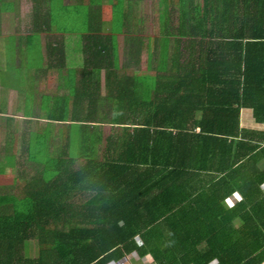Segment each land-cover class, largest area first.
Instances as JSON below:
<instances>
[{"label":"trees","instance_id":"trees-1","mask_svg":"<svg viewBox=\"0 0 264 264\" xmlns=\"http://www.w3.org/2000/svg\"><path fill=\"white\" fill-rule=\"evenodd\" d=\"M160 4L162 24L178 29L158 49L122 52L111 36L85 37L82 86L102 72L123 80L111 97L85 88L48 98L47 138L38 131L25 148L43 171H23L16 191H0V264H111L134 254L154 264L264 262V0ZM55 5L35 0V29L54 27ZM48 55L51 69H68L65 49L49 45ZM153 71L164 76L159 102L142 88H152ZM109 100L119 107L111 117L97 112ZM248 109L255 128L241 121ZM108 119L129 128L101 156ZM84 191L98 204L82 203ZM235 194L241 200L228 205Z\"/></svg>","mask_w":264,"mask_h":264},{"label":"crops","instance_id":"crops-1","mask_svg":"<svg viewBox=\"0 0 264 264\" xmlns=\"http://www.w3.org/2000/svg\"><path fill=\"white\" fill-rule=\"evenodd\" d=\"M162 1L55 0L56 6L63 7L64 11L67 9L72 17L74 15L72 10H78V8L86 10L87 28L80 32L57 27L49 29L43 26H37V29H35V0H0V150L12 147L10 153L7 154L8 156H0V175L8 169H16L21 166L27 169L32 163L38 161L31 157L32 155H30L29 151H26V146H29L31 136L38 131H44V135L47 138L49 118L46 114L49 111V102L50 108H56L55 100H49L51 97H57L56 99L59 100L61 97L66 96L72 99L87 88V91H92L95 97L100 95L102 99L111 97L112 93L117 90L113 83L123 80V74L106 75L104 72L96 73L89 76L90 85L88 83V87L82 86L83 78L79 70H82L86 65L84 52L88 41H86L87 35L101 33L111 36L114 39L113 45H115V49L122 52L132 46H139V49L143 50L149 48L158 49L157 43L162 44L166 36L173 40L171 32L178 29L176 20L170 22L174 30L162 24L160 18L164 14V5L161 4L162 11L160 16L156 17V24L153 21L157 9L156 4L158 2L162 3ZM170 5L172 6V4ZM47 13L48 10L44 9L42 16H47ZM91 24H94V28L91 27ZM150 25L154 26L150 27ZM77 41L82 46L81 50L84 56L82 63L79 66L68 64L66 56L64 60H66L65 64L68 69L63 71L51 69L52 64L56 61L49 57L48 46L66 50V47L73 43L77 44ZM26 51L30 52V55L32 51L37 52L39 55L40 63L38 68L40 70L38 72V69L34 70L32 66L30 67L32 70L27 69L29 65L28 59L25 60ZM4 55H7V59H5ZM124 62L125 60L122 59L117 61L120 67L123 66ZM61 63L62 60L60 59L59 64ZM155 73L153 71L152 75H148V78H152V88H142H148L152 96H155L156 93V101L158 100L159 102L160 97L165 95L159 87V83L164 76ZM137 80L139 81V79ZM16 81L21 84L22 87L20 89H17ZM125 81H127V76ZM154 82H156V85ZM85 99L87 98L85 97ZM113 104V100L101 103L97 112L108 114L111 117L119 112V107ZM42 112H44V115ZM58 112L60 113L61 111L58 110ZM123 112L127 113L128 108H124L120 113ZM241 121L243 124L248 125V128H255L256 124L251 110H242ZM112 123L113 121L109 119L104 121L103 141L96 143L101 145V148L98 149L101 152L104 151L110 136L113 134L121 136L123 131L129 128ZM262 129H264V125H262ZM26 141H28L27 145ZM6 162L9 164H5ZM35 165L38 166V164ZM258 165L264 168V161L259 162ZM41 167L43 168V166ZM21 174H23V170ZM36 174V176L39 175V173ZM261 188L264 191V184ZM1 190L12 194L13 191H16V187H11L10 185L6 187L0 186ZM87 193V191H84L83 194H86V196L83 197L82 203L97 205L98 198L96 194L88 193L87 195ZM240 200V195L235 194L228 201V205L234 206ZM138 242L140 241L138 240ZM35 255H38L36 251ZM111 264H154V262L150 256L140 258L134 254L123 261ZM260 264H264V262Z\"/></svg>","mask_w":264,"mask_h":264},{"label":"rangeland","instance_id":"rangeland-1","mask_svg":"<svg viewBox=\"0 0 264 264\" xmlns=\"http://www.w3.org/2000/svg\"><path fill=\"white\" fill-rule=\"evenodd\" d=\"M65 1H67V0H65ZM156 8L157 9L155 11L154 20H153L155 22V24H156V17L157 16L159 17L161 14V11H162L161 4L159 2L156 4ZM72 12L74 14L73 17L70 15V13L68 12L67 9L64 11L63 7H57L55 5L54 9H53V18H52L54 20V27H57L59 29H65V30L73 29L75 31H80V32L85 30L87 28V21H88V19L86 17V10H84L83 8L82 9L78 8V10L74 9V10H72ZM152 26H154V25H150V27H152ZM81 49H82V46L80 44H78V41H77V44L73 43V44L69 45L68 47H66V56H67V63L68 64H71L73 66H79L82 63L84 56H83V52ZM4 57H5V59H7V55H4ZM25 57H26L25 60L28 59V65L29 66H27V69H31V70H32V68L34 70L38 69L37 70V72H38L40 70V68H38V64L40 62H39V55L37 54V52L32 51L31 55H30V52L26 51ZM31 66H32V68H30ZM146 69H147L146 57L144 56L143 57L142 72H145V74L148 73V71ZM16 83H17V89H20L22 87L21 84L17 81H16ZM51 84H53V83H51ZM51 133H52V136L57 135V133L54 130H52ZM52 136H49V142L51 144L50 150H51V152H54L53 148H56L57 146L55 144L56 138H54ZM76 142L78 143V146L76 147V153H77V151L80 147V144L83 142V139H80V137L77 136ZM11 148L12 147H10V148L7 147L6 149L2 148L0 150V156L1 157L8 156L7 154L10 153ZM98 154L103 155V152H98ZM35 164L36 163H32V165L29 166L27 169L24 168L23 166L17 167L16 169H11V170L8 169L5 173L0 175V186L3 185V187H6V186L10 185L11 187H13L14 183L17 182L22 170L26 171L28 177L36 176L37 175L36 173H40V171L42 170V167L36 166ZM22 167H23V169H22ZM21 183L22 182H20V186H21Z\"/></svg>","mask_w":264,"mask_h":264},{"label":"snow or ice","instance_id":"snow-or-ice-1","mask_svg":"<svg viewBox=\"0 0 264 264\" xmlns=\"http://www.w3.org/2000/svg\"><path fill=\"white\" fill-rule=\"evenodd\" d=\"M237 198H239V197H237Z\"/></svg>","mask_w":264,"mask_h":264}]
</instances>
